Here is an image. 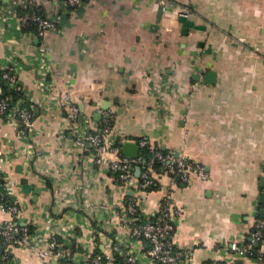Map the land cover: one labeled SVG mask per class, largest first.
Here are the masks:
<instances>
[{
    "label": "crops",
    "instance_id": "crops-1",
    "mask_svg": "<svg viewBox=\"0 0 264 264\" xmlns=\"http://www.w3.org/2000/svg\"><path fill=\"white\" fill-rule=\"evenodd\" d=\"M41 2L43 14H59L57 0ZM61 17V28L42 37L24 33L16 16L0 18V65L10 66L38 104L31 138L0 116V157L10 155L1 166L20 209L14 221L38 247L57 230L72 259L85 264L94 251H109L110 234H127L117 218L127 195L152 214L168 191L178 210L170 239L190 256L183 264H258L256 244L243 254L234 246L248 245L264 211V0H165V8L158 0H83ZM42 75L51 84L45 96L37 86ZM65 90L91 126L112 125L121 154L125 141L136 142L140 154L146 140L199 163L207 177L190 172L170 186L159 171V188L138 189V163L122 188L105 163L95 166L74 144L58 100ZM31 145L32 154L25 150ZM10 217L0 210V223ZM147 245L130 240L140 263L155 264ZM7 250L12 264H60L53 256L44 263L25 244ZM4 252L0 239V264Z\"/></svg>",
    "mask_w": 264,
    "mask_h": 264
},
{
    "label": "built area",
    "instance_id": "built-area-1",
    "mask_svg": "<svg viewBox=\"0 0 264 264\" xmlns=\"http://www.w3.org/2000/svg\"><path fill=\"white\" fill-rule=\"evenodd\" d=\"M82 1L57 0L61 10L59 14L55 13L56 15L49 16L39 10L41 0H9L8 3L0 6V18L6 19L10 16H16L18 25L21 28H31L24 29V33L42 37L48 29L59 30L62 23V14L67 13ZM158 1L162 4V8H165V0ZM179 14L184 17L188 15V12L185 8H181ZM1 67L5 68L3 76L6 78V82L23 89L20 79L12 72L10 66ZM164 83L162 82L160 85H164ZM37 86L42 92V96H45L46 92L50 90V80L42 75ZM58 100L63 104L66 115L70 120L74 132V144L90 152L95 166L105 163L108 173L122 188L130 185L134 177V168L138 163L144 165L137 178L136 187L138 189H147L149 186L159 188L161 185L158 183L159 179L157 178V172L159 171L167 175L170 186L176 185L178 179L186 180L190 172L196 173L201 178L207 177V172L199 163L190 161L182 155H176L172 151H163L160 148L152 147L146 140H140V145L150 150L149 157L145 158L141 154H137L136 157L121 154L120 145L115 144L112 140V125L109 122L91 126L89 120L81 114L80 108L68 90L61 92ZM34 105V108H27L17 103L15 106L7 108L5 98L0 97V112L5 114L4 118L14 125L16 132L21 137L29 136L31 138L33 135L34 117L36 116V109H38V104ZM32 148L31 145L25 150L32 154ZM107 153L110 156L107 157ZM9 158L10 155L0 157V210L11 214L9 219L0 223V239L5 247V252L1 256V264H7L6 261L10 259L7 247L11 244L28 245L35 250L44 263L47 262L50 256H53L60 264H78L72 259V250L58 236L57 230H52L45 245L38 247L37 243L34 242L37 238L31 236L30 229L25 225L19 226L14 221L13 216L20 209L12 197L11 182L7 179L6 172L1 166L4 160L8 161ZM168 193L167 191L164 194L159 209L152 214H144L135 196L127 195L123 209L117 213L118 221L127 228V234L124 237L110 234L109 251H94L87 257L85 264H142L138 260V253L130 248L131 239H141L147 242L148 245L144 250V254L152 263L183 264V261L190 256L188 250L176 246L170 239L174 227L171 214L176 213L178 210L172 207L168 199ZM98 233L99 230L96 228L92 237L96 238ZM256 243V258L258 264H262L263 251L260 246H264L263 216L256 218L249 235L248 245L234 246V249L239 254H243ZM115 256H117V260ZM208 264L218 263L211 260Z\"/></svg>",
    "mask_w": 264,
    "mask_h": 264
},
{
    "label": "trees",
    "instance_id": "trees-1",
    "mask_svg": "<svg viewBox=\"0 0 264 264\" xmlns=\"http://www.w3.org/2000/svg\"><path fill=\"white\" fill-rule=\"evenodd\" d=\"M26 29H31L26 28ZM5 68L0 66V97L5 98L6 103H7V108H11L13 106H15V104L19 103L20 106L22 107H27V108H34V104L31 103L29 101V99L25 96L24 93V88H17L15 85H11L8 82H6V78L3 76V72H4ZM38 113V109H36L35 114ZM4 113L0 112V116L4 117ZM140 154L142 156H144L145 158L149 157L150 155V150L145 148L143 150H140ZM154 186H149L147 189H150ZM255 247V246H254ZM257 247H255L256 249ZM100 251V250H97ZM254 257H256V252L252 254ZM116 260H117V256H115ZM7 264L11 263V259H8L6 261Z\"/></svg>",
    "mask_w": 264,
    "mask_h": 264
},
{
    "label": "water",
    "instance_id": "water-1",
    "mask_svg": "<svg viewBox=\"0 0 264 264\" xmlns=\"http://www.w3.org/2000/svg\"><path fill=\"white\" fill-rule=\"evenodd\" d=\"M181 20L183 21L184 24H187L188 23V20L186 18H183L181 17ZM122 152L123 154L127 155V156H131V157H136L137 154H138V145L136 142H132V141H125L123 143V146H122ZM138 168H137V173H138ZM262 185H264V180H262L261 182ZM23 189L25 191L28 190V186H26V184L23 185ZM37 190V189H36ZM262 216L264 217V211H263V214ZM257 245V243H256Z\"/></svg>",
    "mask_w": 264,
    "mask_h": 264
}]
</instances>
